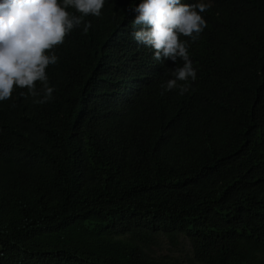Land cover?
<instances>
[{"label":"trees","instance_id":"1","mask_svg":"<svg viewBox=\"0 0 264 264\" xmlns=\"http://www.w3.org/2000/svg\"><path fill=\"white\" fill-rule=\"evenodd\" d=\"M140 2L75 29L50 102H0V264H264V0H225L238 55L192 42L213 73L183 95L132 39Z\"/></svg>","mask_w":264,"mask_h":264},{"label":"clouds","instance_id":"2","mask_svg":"<svg viewBox=\"0 0 264 264\" xmlns=\"http://www.w3.org/2000/svg\"><path fill=\"white\" fill-rule=\"evenodd\" d=\"M106 0H0V102L16 95L34 98L44 104L54 97L46 69L58 64V57L68 56L66 40L83 27H92L88 16L100 18ZM211 6L219 10L204 17ZM225 0H141L132 5V39L152 50L158 62L171 61L182 66L171 70L172 79L162 87L172 91L179 86L183 95L188 90L200 92L203 80L209 81L213 66L196 57L195 41L211 42L221 57L222 48L237 53L236 32L225 22L222 10ZM231 76L235 70L226 69ZM223 74L222 76H224ZM179 82V84H178ZM37 84L41 87L38 89ZM1 108V107H0Z\"/></svg>","mask_w":264,"mask_h":264},{"label":"rangeland","instance_id":"3","mask_svg":"<svg viewBox=\"0 0 264 264\" xmlns=\"http://www.w3.org/2000/svg\"><path fill=\"white\" fill-rule=\"evenodd\" d=\"M157 254L180 257L181 259H185L189 255L188 242L185 241L183 244L178 245L177 248H172L164 244L161 250L157 251Z\"/></svg>","mask_w":264,"mask_h":264}]
</instances>
